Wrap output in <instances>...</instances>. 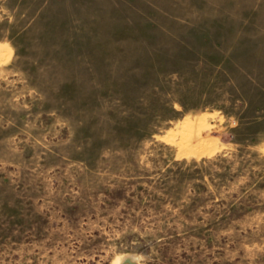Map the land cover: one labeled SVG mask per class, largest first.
<instances>
[{
	"label": "rangeland",
	"instance_id": "rangeland-1",
	"mask_svg": "<svg viewBox=\"0 0 264 264\" xmlns=\"http://www.w3.org/2000/svg\"><path fill=\"white\" fill-rule=\"evenodd\" d=\"M0 264H264V0H0Z\"/></svg>",
	"mask_w": 264,
	"mask_h": 264
},
{
	"label": "bare ground",
	"instance_id": "bare-ground-1",
	"mask_svg": "<svg viewBox=\"0 0 264 264\" xmlns=\"http://www.w3.org/2000/svg\"><path fill=\"white\" fill-rule=\"evenodd\" d=\"M130 256H131V255H130ZM130 256H129V257H130ZM132 256H133V255H132ZM130 259H131V258H130ZM117 263H118V261H117Z\"/></svg>",
	"mask_w": 264,
	"mask_h": 264
}]
</instances>
